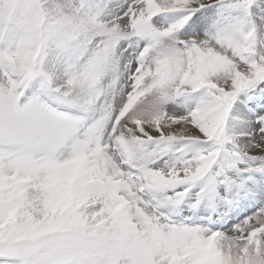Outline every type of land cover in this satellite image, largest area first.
<instances>
[{
	"label": "snow or ice",
	"instance_id": "snow-or-ice-1",
	"mask_svg": "<svg viewBox=\"0 0 264 264\" xmlns=\"http://www.w3.org/2000/svg\"><path fill=\"white\" fill-rule=\"evenodd\" d=\"M0 264H264V0H0Z\"/></svg>",
	"mask_w": 264,
	"mask_h": 264
}]
</instances>
